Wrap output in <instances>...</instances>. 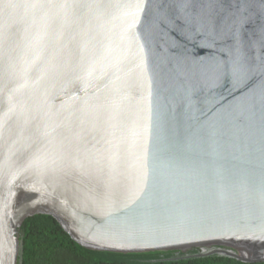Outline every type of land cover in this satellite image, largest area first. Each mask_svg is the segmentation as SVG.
I'll list each match as a JSON object with an SVG mask.
<instances>
[{
    "label": "water",
    "instance_id": "obj_1",
    "mask_svg": "<svg viewBox=\"0 0 264 264\" xmlns=\"http://www.w3.org/2000/svg\"><path fill=\"white\" fill-rule=\"evenodd\" d=\"M33 215L264 262V0H0V264Z\"/></svg>",
    "mask_w": 264,
    "mask_h": 264
},
{
    "label": "trees",
    "instance_id": "obj_2",
    "mask_svg": "<svg viewBox=\"0 0 264 264\" xmlns=\"http://www.w3.org/2000/svg\"><path fill=\"white\" fill-rule=\"evenodd\" d=\"M22 241V264H264L242 263L235 259L212 255L202 258H179L198 253L170 251L146 254H117L85 249L78 245L49 215L25 218L17 229Z\"/></svg>",
    "mask_w": 264,
    "mask_h": 264
}]
</instances>
